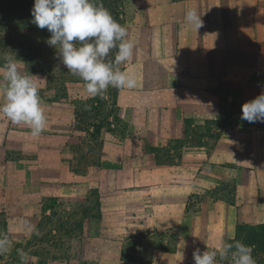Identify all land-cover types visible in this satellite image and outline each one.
Wrapping results in <instances>:
<instances>
[{
  "label": "crops",
  "instance_id": "0c3cea01",
  "mask_svg": "<svg viewBox=\"0 0 264 264\" xmlns=\"http://www.w3.org/2000/svg\"><path fill=\"white\" fill-rule=\"evenodd\" d=\"M101 2L111 14L113 6L123 26L127 21L136 59L121 69L136 78V87H109L91 97L82 80L67 82L64 98L41 97L47 126L35 137L27 125L0 116V196L34 187L41 213L53 215L57 207L75 203L88 188L84 181H94L90 196L99 216L93 239L100 240L105 229L133 234L128 240L136 241L134 249L142 242L147 254L143 264L157 254L153 245L165 249L149 264H194L197 248L218 251L237 240L247 245L249 236L256 242L264 232V123L240 117L242 105L264 91V0ZM188 9L201 15L199 30L185 22ZM169 64L177 73L175 88L167 84L163 91L162 70ZM154 85L162 91L152 90ZM98 98L111 102V109L101 113L98 125L79 128L85 105ZM149 101L159 105L144 104ZM155 117L149 126L147 118ZM214 121L221 122L220 129H214ZM152 147L167 148V158L158 159ZM76 163L89 171L77 175ZM122 172L124 185L105 193L104 182L118 180ZM112 195L127 197V210L120 208L124 201L106 204L104 198ZM47 197L55 198L47 205ZM123 211L129 212L126 222L113 217L114 224L107 225L106 214L120 218ZM251 244L256 264H264V251ZM116 249L122 252L120 245ZM63 252L70 260V251ZM217 264L232 261L218 257Z\"/></svg>",
  "mask_w": 264,
  "mask_h": 264
},
{
  "label": "rangeland",
  "instance_id": "374dc122",
  "mask_svg": "<svg viewBox=\"0 0 264 264\" xmlns=\"http://www.w3.org/2000/svg\"><path fill=\"white\" fill-rule=\"evenodd\" d=\"M96 2L102 3L101 0H96ZM33 6L34 0H0V76H2L4 71L3 65L5 61L3 60V56L4 54H11L19 62V67L22 71L36 76L41 97L50 95L54 99L64 98L63 92L64 89H67V82L73 81V83H77L82 79L68 72L62 60L59 58L57 49L46 43L51 33L46 28L40 29L33 23V17L31 15ZM112 7L113 6L110 4L109 9L113 12L112 16L115 17L116 12L112 10ZM117 22L121 25L123 24L121 21ZM126 25L127 21H124V26ZM154 55L157 56L155 53ZM114 56L115 50H113L110 58L114 59ZM133 59H136V57ZM169 60L171 61V59ZM166 68L164 67L162 70L164 77L167 79V82L162 87L164 88L163 91L166 90L167 84V87L175 88L173 80L177 74L171 64ZM159 88V85L152 86V90L162 91ZM150 94L152 95L151 92ZM144 104L153 105L155 107V104L158 106L159 102L149 101L144 102ZM110 105L111 102H105L100 98L86 104L84 109L86 116L79 120V128L86 129L98 125L102 121L101 113L110 110ZM156 109L157 110H153V113L157 114L159 117V112L161 110H159V108ZM119 113L121 114V112ZM158 117L153 118L152 121L150 118H147L149 126H153ZM164 122H166V120ZM213 124L214 129H220L222 126L221 122H215ZM165 149L167 148L161 150L157 147L153 148V151L158 152V159H160V157L167 158L166 155L169 152H164ZM83 154H85V152H79V155ZM86 156L87 154L83 159H85ZM77 165L79 164H75L77 175L82 176L85 175V171H89L88 168H86V170H84V168L80 170V167H76ZM119 174L120 177L118 180H106L104 182L103 190L105 193H110L111 195L113 189L117 190L115 187L118 185L122 187L124 185L125 182L120 180L124 174L123 172ZM90 176L93 178L92 175ZM83 183L87 184L88 188H85L84 192L82 191V195L75 200V203L66 204V209L63 208V206L57 207L58 212L53 215H46L45 212L41 213L40 198L36 196L35 193H37V190L34 187L29 188L26 193L25 190L24 192L12 190V195L0 196V210H6L4 214L1 215L0 213V223L2 224L5 218L8 220L10 236L12 238L10 250L12 251L16 246L15 244L18 243V248L14 250L22 249L27 254L28 258L26 264H118L116 259L119 258L126 262H132L131 264H143V260L147 254L143 250L144 246L142 242L139 250L136 251L134 249L136 241H129L133 234H127L124 230L120 232L117 230L116 232V230L113 229H105L103 234L98 236L100 240L95 241L93 239L95 238L96 232V219L99 216L95 196H90L91 193L96 190L95 182L84 181ZM49 198L55 197H47L45 200L47 201ZM104 199L106 204H110V200H115L117 206H120L118 204L124 201L122 203L125 205L123 204L120 208L125 210H127V206H129L126 202L127 197L112 195ZM46 203L48 205L51 202L49 200ZM80 207H82V209L78 211ZM60 209L62 210L59 211ZM108 216L109 221L106 223L111 226L114 224V218L126 222V217L129 216V212H121V216L123 217L120 218L119 215L111 216V214H106L105 218ZM90 217L94 219L89 221ZM80 223L86 225L85 227L88 229L86 231L82 230L83 227L81 228V226H79ZM125 233L127 236H123ZM86 236L92 237V239L88 240ZM80 237L81 239H79ZM115 237L118 241L114 239ZM254 238L256 237L249 236V241L258 244L257 248L264 251V232L257 237L256 242H253ZM119 245L122 247V254L115 251ZM59 247L61 250H57ZM152 248H154L157 254L154 253L155 255H151L150 260L156 263L158 260V251L165 249V247L153 245ZM63 249L70 251V260H65L67 254H63ZM101 250L104 251V258H100L99 256L101 255ZM169 250L170 249H168V251ZM11 251L8 257H4L0 261V264H21L17 251L16 254H11ZM150 260H147V262L151 263Z\"/></svg>",
  "mask_w": 264,
  "mask_h": 264
},
{
  "label": "clouds",
  "instance_id": "9594fccd",
  "mask_svg": "<svg viewBox=\"0 0 264 264\" xmlns=\"http://www.w3.org/2000/svg\"><path fill=\"white\" fill-rule=\"evenodd\" d=\"M33 23L47 29L51 36L46 43L57 49L64 67L82 79L91 97L102 95L109 87L133 89L136 78L121 69L132 60L134 42L126 26L117 22L102 3L96 0H34L31 9ZM185 22L199 30L204 21L196 9H188ZM115 50L114 59L110 58ZM4 71L0 77V116L14 125H27L32 136H39L47 126V116L39 94L35 75L22 71L11 54H4ZM242 120L264 123V91L242 105ZM10 245L9 238L0 234V255ZM21 264L27 254L18 249ZM253 248L241 241L226 243L220 250L197 248L193 252L194 264H217L230 256L232 264H256Z\"/></svg>",
  "mask_w": 264,
  "mask_h": 264
},
{
  "label": "trees",
  "instance_id": "16d2710c",
  "mask_svg": "<svg viewBox=\"0 0 264 264\" xmlns=\"http://www.w3.org/2000/svg\"><path fill=\"white\" fill-rule=\"evenodd\" d=\"M17 26V24H16ZM0 234H4L9 238V233H8V227H7V222L4 220L3 223H0ZM4 258V255H0V261Z\"/></svg>",
  "mask_w": 264,
  "mask_h": 264
}]
</instances>
